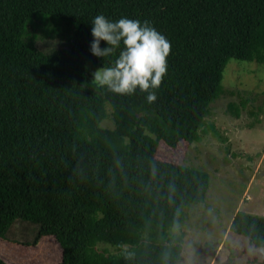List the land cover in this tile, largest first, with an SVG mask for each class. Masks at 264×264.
<instances>
[{
    "label": "trees",
    "instance_id": "trees-1",
    "mask_svg": "<svg viewBox=\"0 0 264 264\" xmlns=\"http://www.w3.org/2000/svg\"><path fill=\"white\" fill-rule=\"evenodd\" d=\"M100 14L148 21L170 42L153 104L93 82L116 58L91 53ZM39 15L74 27L66 48L34 42ZM230 59L264 63V0H0V238L22 221L38 227L33 244L54 238L57 264H179L170 230L204 201L209 174L156 158L158 143L200 140L212 104L234 94ZM229 230L264 250V217L238 211Z\"/></svg>",
    "mask_w": 264,
    "mask_h": 264
},
{
    "label": "rangeland",
    "instance_id": "rangeland-1",
    "mask_svg": "<svg viewBox=\"0 0 264 264\" xmlns=\"http://www.w3.org/2000/svg\"><path fill=\"white\" fill-rule=\"evenodd\" d=\"M36 20L41 21L40 29L32 38L41 49L67 47L74 27L47 15ZM222 86L234 94L212 104L199 141L180 142L174 149L158 143L156 158L209 174L204 201L186 206L183 221L170 230L182 238L179 264H263L264 260L263 249L229 230L238 211L264 217V63L230 59ZM243 101L247 104L239 118L227 112L228 103L239 107ZM101 126L112 129L114 125L101 122ZM37 229L26 222L14 223L10 233L0 238V257L7 264L60 262L61 251L52 236H43L33 244ZM98 248L116 252L106 244Z\"/></svg>",
    "mask_w": 264,
    "mask_h": 264
},
{
    "label": "clouds",
    "instance_id": "clouds-1",
    "mask_svg": "<svg viewBox=\"0 0 264 264\" xmlns=\"http://www.w3.org/2000/svg\"><path fill=\"white\" fill-rule=\"evenodd\" d=\"M91 24L92 55L102 59L116 57L93 73V82L121 95H131L139 89L147 93V103L153 104L157 99L155 90L167 73L170 42L148 21L141 24L139 20L122 17L113 22L100 14ZM101 41L107 47L101 48Z\"/></svg>",
    "mask_w": 264,
    "mask_h": 264
}]
</instances>
